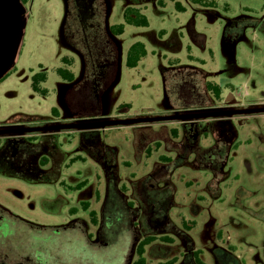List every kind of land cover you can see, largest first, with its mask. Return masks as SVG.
Wrapping results in <instances>:
<instances>
[{
  "label": "rangeland",
  "instance_id": "1",
  "mask_svg": "<svg viewBox=\"0 0 264 264\" xmlns=\"http://www.w3.org/2000/svg\"><path fill=\"white\" fill-rule=\"evenodd\" d=\"M175 1H181L186 10L179 11ZM215 2L205 5L193 0H19V23L12 58L0 74L1 78L8 72L0 80V122L17 113L49 116L54 107L64 115L63 93L70 84L57 73V67L67 66L62 57L68 55L75 60L71 68L77 79L83 74L85 59L92 69L106 60L109 41L105 27L123 22V13L128 6L140 7L148 16L149 25L127 24L123 34L114 35L120 49V69L118 73L110 70L104 78L103 88H97V94H100L116 77L104 91L100 113L103 120L207 110L196 96L199 89L203 91L205 79L221 84L223 95L232 94L240 108L264 107V0ZM191 22L206 36L205 46L197 44L190 36ZM136 41L146 44L148 54L137 67L130 68L126 64L127 52ZM42 70L48 72L47 81L42 83L49 90L47 95L35 92L31 86L33 75ZM164 70L170 81L180 77L185 81L194 78L199 82L195 85L197 92L193 93L190 90L193 85L187 83L182 98H176L180 101L174 107L166 108L164 83L172 99L175 86H170L168 79L166 83ZM204 71L208 73L206 78L201 76ZM243 117L244 122L239 123ZM64 120L68 121L61 116L55 123ZM174 122L165 121L167 125ZM236 122L239 137L225 168L228 175L217 186L220 191L212 192L208 188L212 179L210 170L197 168L190 162H183L177 168L167 166L176 187L170 215L186 233L185 238L172 233L175 242L170 258L178 256L176 264L183 261L187 237L195 249L203 250L207 264H264V168L255 158L256 153H264V111L236 114ZM32 123L39 122H21L8 127H25ZM106 134L107 143L117 151L119 173L124 183L133 173L141 176L158 166L160 154H174L164 147L150 156L139 151L136 133L130 123L107 125ZM60 140L68 150L78 144V140H70L66 132ZM210 142V137L201 139L204 146ZM125 161L131 164H125ZM92 167L91 163H75L65 169L63 179L68 182V176L76 169L90 171L94 169ZM67 185L60 181L32 183L0 173V205L37 223L64 225L73 218L70 208L77 203L76 192ZM239 188H245L246 192L237 194ZM17 193L24 196L18 197ZM64 198L70 202L64 204ZM46 201L53 202L47 207ZM114 201L113 197L108 203L110 216L106 226L109 237L115 239L112 245L118 244L119 238L128 232L126 226L122 231L117 227L120 216ZM251 210L255 212L251 213ZM4 216L1 223L9 230L12 220ZM181 219L195 223L188 222L192 227L186 230ZM57 228L54 237H58L59 243L57 247L55 244V256L64 259L78 254L81 249L78 252L80 244L76 240L69 245L62 239V235L72 233L62 230L61 226ZM45 233L32 240L35 252L43 261L50 251ZM5 238L0 239L3 245L10 246L9 242H12L14 246L24 248L22 237V241L20 237L9 241V238L13 239L9 233ZM125 243L123 240L121 246ZM100 250L106 260V255L110 257L116 253L108 246ZM95 256L90 251L82 254L88 261L94 260ZM148 259V264H159L163 260L150 262Z\"/></svg>",
  "mask_w": 264,
  "mask_h": 264
},
{
  "label": "flooded vegetation",
  "instance_id": "2",
  "mask_svg": "<svg viewBox=\"0 0 264 264\" xmlns=\"http://www.w3.org/2000/svg\"><path fill=\"white\" fill-rule=\"evenodd\" d=\"M108 28L105 27L109 41L108 49L105 50L106 60L99 62L97 65L95 64L96 66L92 69L91 63L85 59L82 76L79 79L76 77L73 82H69L70 86L67 89L65 88L66 91L64 90V115L57 107H54L56 109H52L51 115H37L39 116L38 119L29 121H38L39 123L37 124L32 123L33 125L25 127H8L11 124L15 125L21 122H7V119L0 122V130L16 129L14 131L0 132L1 174L20 177L32 183H56L60 181L62 184H68V188L77 194V203L70 208L73 218L64 225L37 223L0 205V239H6L5 236H9L10 233L13 239L9 238V241L17 240L19 237L21 239L22 237L23 241L22 239L21 241L24 242V248L14 246L12 242H9L10 246H5L2 244L3 242H0V264H137L141 258L139 253L141 242L148 231L159 236L169 234L174 238V241L166 242L157 238L146 245V253H143L142 256L146 257V259L149 257L148 260L150 262H155L157 258L150 255V253L159 252V258L163 256L166 260L177 257L178 259L174 263L176 264L179 261V257L170 258V253L173 249L172 244L175 242V237L172 233L180 236L185 231L174 223L170 215L174 202L172 196L176 187L171 180V173L167 171V166L177 168L183 162H190L191 165L197 168L210 170L212 179L208 182V188L212 192L220 191L217 186L228 175L225 168L230 158L231 150L239 137L236 114L259 112L247 111L257 107L240 108L236 106L237 100L232 94L223 95L222 93L220 98L211 94L206 88V83L213 80L206 81L205 79L203 91L199 89L197 92L195 85L199 82H195L194 78L188 77L189 79L185 81L180 77L170 81L164 70L163 76L166 83L168 79V84L175 86V93L172 99L164 83L165 93L169 96V105H165L166 108L174 107V104L180 101L176 100V98H182L183 87L190 83L193 85L190 86V90H193V93L197 92L196 96L207 108V110L193 113L215 112L217 114L185 118L173 117L180 114L131 118L134 121L127 123L132 124L134 133H136V144L139 151L146 152L150 156L153 151L164 147L174 154H160L159 161L156 163L158 166L153 167L149 172L141 176L133 173L131 179L124 183L119 173L117 151L106 141L107 125H81V123L91 121H112L103 120L100 113L103 111L104 91L107 86L115 81L116 77L110 80L100 94H97V88H103L104 78L108 72L112 70L118 73L120 69L119 45L114 39L115 36L108 32ZM82 53L84 54V52ZM207 75L206 71L201 73L202 78H206ZM238 110L245 111L238 112ZM225 111L229 113H224ZM61 116H64L68 121L64 120L61 123H55L56 119ZM155 117L164 118L139 120L141 118ZM166 120L175 122L172 125H167L165 123ZM218 121H221L220 123L223 127L228 130L216 127L215 124ZM241 122H244V117L239 120V123ZM232 125L236 128L237 135L234 141L230 143L232 136L235 134L234 131L229 130ZM48 126H53V128H44ZM23 128L26 130H18ZM65 132L70 140H78L77 146L71 150L64 148L61 143V135ZM203 137H210V145H202L201 139ZM140 142H143L144 145L142 143L141 146ZM14 150H16L15 154ZM16 157H18V162L15 161ZM255 158L258 165L264 168V153H256ZM75 163L87 165L91 163L94 169L83 171V168H78L68 176L67 182V180L63 179L65 169L71 168ZM125 164L130 165L131 163L125 161ZM159 164H162V166ZM89 174L92 176H88ZM245 192V188H239L237 194ZM17 196L22 197L24 195L17 193ZM113 197L115 198V210L120 216V223L117 227L122 231L124 226H126L125 228L128 232H125L119 238L118 244L113 243L112 245L115 239L109 237L106 226L110 216L108 203ZM52 202L46 201L45 206L49 207ZM69 202V199L64 198V204ZM251 212H255V210H251ZM4 215L12 220L9 230H6L5 224L3 226L1 223V218ZM184 220L181 219L182 225L186 229ZM59 226L63 228L62 230L66 229L72 233V235H62V239L66 242L65 244L71 245L75 240L80 244L81 248L76 246L78 252L81 249L78 254L76 253L70 258L64 259H61L58 255L57 257L55 256L54 252L59 240L58 237H54V233ZM44 232H47L45 237L50 244L48 246L50 251L46 254L45 261L41 260L39 254L35 252V243L32 244V240L40 238ZM48 232L51 233L48 234ZM123 240L126 242L124 247L121 246ZM186 241L187 251L183 254V261H180L179 264H196L193 256L195 248L191 242L187 239ZM103 246L116 250V253L110 254V257L106 255L108 261L103 259L104 256L100 250ZM88 251L97 255L93 257L94 260L88 261L82 257V254ZM146 264H148L147 260Z\"/></svg>",
  "mask_w": 264,
  "mask_h": 264
},
{
  "label": "trees",
  "instance_id": "3",
  "mask_svg": "<svg viewBox=\"0 0 264 264\" xmlns=\"http://www.w3.org/2000/svg\"><path fill=\"white\" fill-rule=\"evenodd\" d=\"M23 1L27 2L28 0H23ZM193 1L198 2V3L201 2L205 5H214L216 3L215 0H193ZM175 5L179 11L186 10L185 6L182 4L181 1H175ZM123 16H124V21L111 25L110 28H108L109 33H111L112 35H121L125 32V28H126L127 24L135 25V26H148L149 25V18L142 11V9L140 7H136V6L126 7L124 10ZM189 32H190V36L192 37V39L197 44H199L201 46H205L206 36L196 29L195 24L193 22H191L189 25ZM63 33L65 35L64 30H63ZM147 54H148V50H147L146 44L144 42H142V41L134 42L130 46V48L127 52V57H126L127 66L130 68L137 67L139 65V62L142 60V58L147 56ZM190 57L193 59H198L192 55H190ZM62 61L65 64H67V66L57 67V73L65 81L73 82L76 78V75H75L73 68H71V66L74 65L75 60L72 57L65 55L62 57ZM6 75H8V72L4 76H2L0 78V80L5 78ZM47 79H48V72L46 70H42L41 72L35 73L33 75V78H32V84H31L32 89L35 92L41 93L43 95H47L49 90L47 87L42 85V83L47 81ZM206 88L211 92V94H214L217 98H220L221 94L223 93L222 86L220 84H218L217 82H214V81H208L206 83ZM124 106H127V104L122 105L121 107H124ZM128 107H130V106L128 105ZM55 109L56 108H54L53 110H55ZM38 118H39V116H37V115L17 113V114L10 116L6 121L7 122H24V121L36 120ZM251 213H254V212H251ZM188 222L195 223V221H188ZM188 222L186 220H184V225H185L186 229H190L192 227V225H189ZM185 235H186V233H183L180 236H183L185 238ZM157 238H160L161 240L166 241V242H173L174 241V238L172 236H170L169 234L159 236V235H156V233H153L151 231L146 232V236L144 237V239L141 242L140 251H139L141 258L138 260L137 264H146L147 259H146V257L142 256L143 253H146V245L150 242H153ZM186 239L189 242H191V240L188 237ZM156 252H158V251H156ZM158 253H154L157 255L150 253V255H152L153 257H155L157 259H163L162 261L159 262V264H174L178 259L177 257H174V258L166 260V259H164L163 256H162V258H159L160 255ZM203 255H204V252L202 249H195L194 250L193 256H194L196 264H206Z\"/></svg>",
  "mask_w": 264,
  "mask_h": 264
},
{
  "label": "water",
  "instance_id": "4",
  "mask_svg": "<svg viewBox=\"0 0 264 264\" xmlns=\"http://www.w3.org/2000/svg\"><path fill=\"white\" fill-rule=\"evenodd\" d=\"M18 1L19 0H0V74L4 72V70L9 65L11 58H12V45L15 38V35L18 30V23H19V8H18ZM164 104L166 106L169 105V96L167 93H165V99ZM264 110V108H256V109H248L247 111H261ZM239 111H245V110H238ZM224 113H229L228 111H225ZM217 114L215 112H206V113H190V114H180L173 116L174 118H185V117H195V116H204V115H214ZM169 117V116H166ZM164 117H155V118H141L142 120H156V119H163ZM134 120L132 119H125V120H112V121H91V122H85L81 123L83 126H105L109 124H117V123H127L132 122ZM221 121H218L215 126L219 129L226 130V127H223V125L220 123ZM233 127V128H232ZM232 127L229 129L230 131H234L235 134L231 138L232 143L234 139L236 138L237 131L236 128L232 125ZM44 128H53V126H48ZM30 129H38V128H30ZM16 129L11 130H0V132H8V131H14ZM18 130H26V129H18ZM228 130V129H227ZM143 142H140L142 146ZM144 145V143H143ZM16 153V150H14V154ZM16 162H18V157H16Z\"/></svg>",
  "mask_w": 264,
  "mask_h": 264
}]
</instances>
